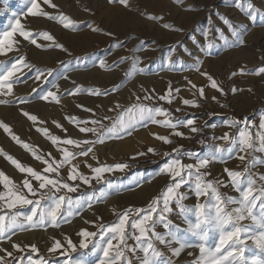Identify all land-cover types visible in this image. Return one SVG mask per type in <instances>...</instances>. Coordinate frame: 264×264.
Masks as SVG:
<instances>
[{
  "label": "snow or ice",
  "instance_id": "obj_1",
  "mask_svg": "<svg viewBox=\"0 0 264 264\" xmlns=\"http://www.w3.org/2000/svg\"><path fill=\"white\" fill-rule=\"evenodd\" d=\"M176 2L182 3L183 0H176ZM42 3L51 9H58V5L53 0H42ZM108 3H118L125 8L130 7L129 0H108ZM29 4L28 16L45 17L49 21L59 22L64 29L78 30L81 22L73 20L63 12L53 15L44 10L41 0H29ZM235 7L247 11L249 19L256 22L258 10L255 9L251 0H244L243 3L241 0H237ZM188 10L191 8L189 7ZM85 11H90V9H85ZM147 19L162 22V26L166 30L184 31L181 27L164 22L163 16L147 15ZM220 19L238 43L243 45L245 41L230 19L223 16ZM83 23H86L93 32L102 31L93 27L90 22ZM213 30L218 34L219 40L223 41L225 48L231 45V41L224 30L214 26L211 21L209 27L202 33L206 41H208ZM104 35L112 37L114 33L104 32ZM41 40L50 43L40 42ZM23 42H28L37 49H59L71 55L69 48L64 43L59 42L51 32H34L27 29L20 19H16L11 29L3 32L0 36V56L8 57L11 60L10 66L0 60V96H14V85L18 82H26L21 80V76L25 75L24 69L29 71L35 69L36 71L33 78V84L36 87L32 88V92L37 91L39 82L46 83L47 78L51 77L55 71L52 67L41 69L32 63L27 54L20 51ZM193 42L197 43L195 38H193ZM114 46L120 47L121 45L116 44ZM215 46L214 42H207L200 50L206 55H210V50ZM184 51L187 55H192L187 48H184ZM10 53L15 55L9 56ZM174 55H176V49L175 46H172L165 57V67L169 70H189L198 73L205 78L207 88L215 90L219 96L211 95L209 97L205 86H198L191 79H187L185 88L191 92L193 98L180 96L182 89L172 84H169L165 94L159 95L155 94V89H145L141 85L143 95L133 93L132 102L128 105H124L118 99L113 101V107L110 111L120 110L115 117L107 114L102 117L96 116L92 108L79 104L77 107L93 113L94 118L80 119L71 116L67 119L78 127L79 132L84 134V138H62L50 134L47 127L36 128L38 132L51 141L52 145L57 147L59 156H53L51 152L47 154L38 153L32 145L23 141L8 123L0 120V129L43 165L38 170L22 163L19 159L5 152L3 148H0V155L4 156L15 169L23 174L22 182L17 184L3 170H0V185L4 189L0 191V241L4 238L12 241V236L17 230L46 229L49 226L58 228L62 220L70 223L71 218L78 215L80 210L85 207L91 209L94 202L106 201L110 193L105 190H99L97 193L93 187V182L99 184L103 181L106 173L123 172L130 167L126 162L114 164L99 162L98 146L105 144L107 139H123L124 136H132L138 130V126L157 125L169 129L170 132L168 134L153 132V138L164 145H173L175 143L174 137L191 139L190 136H186L183 131L179 130L181 127L187 128L194 134L201 131L196 119L175 120L172 111L158 102H165L170 106L179 97L183 106L199 108L203 101L211 99L220 104L221 107H227L226 104L220 103V97L227 96L228 92L212 74L203 70V60L196 57L194 62L189 65L179 56L174 60ZM126 62H128V57H121L118 62H114L113 66ZM141 63V58L133 53L132 70L134 72L141 74L146 72V68L138 67ZM98 66L102 69L111 70L104 59L99 60ZM130 74L131 72L126 73L125 79ZM240 74L248 73L242 67ZM252 74H264V66H260ZM232 75L235 76L236 73ZM63 79L67 80L69 77L64 76ZM72 83L73 88L65 90L70 96L82 93L91 96L110 95L107 90L84 88L82 85H77L75 81ZM53 87L56 91L48 90L40 95L39 99L45 102H49L51 99V101L59 104L61 101L57 92L60 86L57 83ZM119 90V86L113 89L117 93ZM230 91L235 94L242 89L232 87ZM248 91L251 92V89ZM15 99L21 105L31 103L27 97L16 96ZM9 102L0 99V104ZM181 110L182 108L175 109L176 112ZM21 112L23 116L33 122V125L44 123L38 120L37 115L27 110L21 109ZM158 117H163V119H158ZM105 121L109 123H105ZM53 123L57 128L67 132V129L60 122L53 121ZM227 126L236 127L237 133L224 132L218 138L224 141V144L213 145L205 155L185 151L183 145L172 147L170 152L158 150L153 146L147 147L145 151L137 152L131 157L132 159L148 154L169 157L168 161L159 169L160 175L166 176L168 179L158 194L150 199L146 207L129 206L120 212L113 208L112 211L117 217L113 223H103L102 217L98 218L101 221L99 223L87 221L86 223L94 224L97 230L80 229L77 233L80 237L78 244L68 238L67 246H65L60 239H54V242L47 249V253H58L67 257L64 264H84L82 260H72L70 252L77 251L78 247L88 249L91 244L94 251L102 253L99 264H173V257H179L187 248H195L198 249L199 255L195 256L191 264H264V259L252 256L249 260L245 256L248 240H251L261 252H264V174H256L252 171L257 164L252 153L255 151L264 152V115L261 116L258 125L255 121H250L247 118H231L227 121ZM88 134H91L92 138H89ZM199 143L204 144V141L201 140ZM183 155L193 158L195 162L185 163L181 158ZM233 157L238 158L241 164H244L242 171L225 168L224 173L228 178L227 184L219 179H209L211 174L207 169L210 164L217 160L226 162ZM78 158L83 159L75 162ZM89 159L95 161L96 164L88 163ZM260 163L264 164V161H260ZM81 165H85L90 170V174H86ZM62 169L66 170L64 175L61 174ZM107 183L108 188L115 187L110 181ZM229 184L234 191L239 193L238 198L227 196L221 192V187H228ZM82 185H88L92 189L91 192L83 193L74 199L70 194L77 193ZM185 185L196 197L197 202L193 206L184 203L188 199L187 193L181 191ZM201 198H204L203 202H201ZM28 206L31 207L27 213L17 210ZM174 212L183 218L187 224L186 229H180L170 219V215ZM191 217L195 218L194 222ZM245 221L248 223H244ZM158 226H162L165 231H157ZM181 232L184 235H181ZM212 234L217 237L214 245L209 244ZM188 235L196 238L197 242L190 243L186 238ZM129 240H133L135 243L130 245ZM174 245L178 246L174 247ZM160 246L167 249L171 255L166 256ZM10 247L12 250L0 247V264H25V262L26 264H48V260L40 254L36 244L22 246L21 243L12 241ZM26 248L29 250V254L26 256L19 255V253H24ZM137 252L142 253V255L137 256ZM188 255L194 256V253L190 251Z\"/></svg>",
  "mask_w": 264,
  "mask_h": 264
},
{
  "label": "rangeland",
  "instance_id": "obj_2",
  "mask_svg": "<svg viewBox=\"0 0 264 264\" xmlns=\"http://www.w3.org/2000/svg\"><path fill=\"white\" fill-rule=\"evenodd\" d=\"M56 1L53 0L54 3ZM236 2L237 0H183L182 3H177L176 0H129L130 7L125 8L118 3L110 4L108 0H60L56 3L58 9L54 10L43 5L41 0L42 7L45 6V8L50 9L53 15L63 12L73 20L81 23H79L77 31L64 29L57 21H49L52 22L49 23L52 25L38 28V30L25 26L34 32H51L59 42L64 43L69 48L71 55L59 49H37L28 42H23L21 52L26 53L32 63L41 69L52 67L55 71L51 77L47 78L46 83L39 82L37 91L32 92V88L36 87L33 84L36 71L35 69L31 71L24 69L25 75L21 76V80L26 82H18L14 85V96H0V99L10 101L6 104H0V120L8 123L13 131L23 141L32 145L38 153L47 154L51 152L53 156L60 155L57 147L52 145L46 136L38 132L37 127H47L50 134L62 138H84V134L79 132L78 127L67 119L71 116L80 119L94 118L93 113L77 107L79 104L92 108L96 116L102 117L107 114L115 117L120 110L110 111L113 107V101L118 99L124 105H128L132 102L133 93L143 95L141 85L145 89H155V94L159 95L165 94L169 84H172L182 89L180 96L193 98L191 92L185 88L187 79H191L198 86H205L209 97L211 95L219 96L215 90L207 88L205 78L198 73L189 70H169L164 66L165 57L172 46H175L176 49V55L173 56L174 60L179 56L189 65L194 62L196 57L203 60V70L212 74L228 92L227 96L220 97V103L226 104L227 107H221L220 104L211 99L203 101L202 106L199 108L183 106L179 97L170 106L165 102H158L172 111L175 120L196 119L201 131L194 134L187 128L181 127L179 130L183 131L186 136H190L191 139L174 137L175 143L173 145H164L153 138V132L160 134L170 132L169 129L157 125L138 126V130L132 136H124L123 139H107L105 144L98 146L99 162L104 164L126 162L130 165L123 172L106 173L103 181L99 184L93 182V187L97 190V193L99 190L108 191L110 193L109 198L106 201L94 202L91 209L85 207L80 210L78 215L71 218L70 223L62 220L58 228L49 226L46 229L17 230L15 235L12 236V241L21 243L22 246L36 244L40 254L48 260V264H64L67 257L58 253H47V249L54 242V239H60L65 246H67L68 238L78 244L80 237L77 233L80 229L97 230L94 224L86 223L87 221H97L99 223L101 221L98 218L102 217L103 223H113L117 219L112 211L113 208L120 212L129 206L146 207L150 199L158 194L165 185L168 178L160 175L159 169L168 161L169 157L148 154L132 159L131 157L136 155L137 152L145 151L149 146L170 152L172 147L183 145L185 151L205 155L213 145L224 144V141L218 139L224 132L237 133L238 129L236 127L230 128L227 126L229 119L247 118L250 121H255L257 125L259 124L261 116L264 115V74L255 75L252 73H255L260 66H264V59H262L264 57V15H261L264 14V0H251L255 9L258 10L256 22L249 19L247 11L235 7ZM241 2L243 3L244 0H241ZM29 6V0H0V36L3 32L11 29L16 19L21 20L27 13ZM189 7L191 10H188ZM85 9H90V11H85ZM54 11L56 12L54 13ZM147 15L163 16L164 22L181 27L184 31L166 30L163 28L162 22L151 21L147 19ZM222 16L230 19L232 24L240 31L241 38L245 41L243 45L238 43L228 28L221 22L220 17ZM35 18L44 19L45 17ZM210 21L214 26L224 30L231 41L229 47L225 48L223 46V41L219 40L215 30L209 35L208 41L205 40L202 33L209 27ZM83 22H90L93 27L102 31L93 32ZM104 32H112L114 36H106ZM193 38L197 43L193 42ZM40 42L50 43L42 40ZM207 42H214L216 45L210 50V55H206L200 50ZM116 44L121 46H114ZM184 48H187L192 55H187ZM32 52L38 53L40 58L34 59L31 56ZM133 53L141 58L142 63L138 67L146 68L145 73L141 74L132 70ZM14 55V53L9 54V56ZM121 57H128V62L120 63L114 67V62H118ZM101 59L106 60L111 70L102 69L98 66ZM3 61L10 66L11 60L8 57H4ZM60 61H63V63H60ZM242 67L248 74H240ZM130 72L131 74L125 79V74ZM233 73H236V75L233 76ZM64 76H68L69 79H63ZM72 81L84 88L107 90L110 95L91 96L82 93L70 96L65 90L73 88ZM57 83L60 86L57 95L60 97L61 102L57 104L51 99L49 102L41 101L39 96L48 90L56 91L53 85ZM117 86L120 87L118 93L113 91ZM232 87H237L242 91L233 94L230 91ZM248 89H251V92ZM16 96L27 97L31 103L21 105L15 99ZM176 108H182V110L176 112ZM21 109L37 115L38 120L44 123L33 125L32 121L22 115ZM158 119H163V117H158ZM53 121L63 124L67 132L57 128ZM105 123L109 122L105 121ZM88 136L92 138L91 134H88ZM201 140L204 141V144L199 143ZM69 147L71 148V146ZM0 148H3L5 152L26 165L38 170L43 167L40 161L35 160L30 152L16 144L2 129H0ZM252 156L257 160L256 166L252 169L253 173L264 174V164L260 163V161H264V152L255 151ZM181 158L185 163L195 162L193 158L186 155ZM80 159L83 158H78L75 162ZM88 163L96 164L95 161L90 159ZM81 168L86 174H90V170L85 165H81ZM225 168L242 171L244 164H241L236 157L228 159L226 162L217 160L210 164L207 169L211 174L209 179H219L227 184L228 178L224 173ZM0 170H3L17 184L22 182L23 174L15 169L2 155H0ZM136 171H141L143 175L136 177ZM65 172V169L61 170L62 175ZM109 181L115 187L108 188L107 182ZM3 190L2 185H0V191ZM91 190L88 185H82L77 193L70 195L75 199L83 193H90ZM220 190L227 196L239 197V193L234 191L230 184L228 187H221ZM181 191L188 195V199L184 201L186 205L193 206L197 202L196 197L187 185ZM203 200L204 198H201V202ZM30 207L17 210L27 213L30 211ZM173 208L175 209L174 204ZM170 219L180 229L187 228L183 218L176 212L170 215ZM191 219L194 222L195 218L191 217ZM244 223H248V221ZM156 230L159 232L165 231L162 226H158ZM31 231L37 232L43 239L28 240L27 236ZM129 231H131V228H129ZM181 235H184V233L181 232ZM186 238L190 243L197 242L196 238L190 235ZM216 240V235L212 234L209 244L214 245ZM12 241L4 238L0 241V247L12 250L10 247ZM128 243L133 245L135 241L129 240ZM247 245L245 256L249 260L252 256L264 259V252H261L251 240L247 241ZM160 247L166 256L171 255L163 246ZM191 249L194 256L188 255ZM27 254H29L27 248L24 253H19V255L25 256ZM141 255L142 253L137 252V256ZM198 255V249L187 248L179 257H173V264H191L195 256ZM70 256L72 260H82L84 264H99L102 253L94 251L90 244L88 249L78 247L77 251L70 252ZM34 258H36L35 255Z\"/></svg>",
  "mask_w": 264,
  "mask_h": 264
},
{
  "label": "bare ground",
  "instance_id": "obj_3",
  "mask_svg": "<svg viewBox=\"0 0 264 264\" xmlns=\"http://www.w3.org/2000/svg\"><path fill=\"white\" fill-rule=\"evenodd\" d=\"M58 2L60 0H57ZM56 1V3H57ZM62 5V4H61ZM60 7V6H59ZM44 9L48 10V12L52 13V11L48 8H45V6H43ZM62 9V8H61ZM55 10V9H54ZM60 10V8H59ZM57 11V10H56ZM54 11V13L56 12ZM47 19V18H46ZM45 18L42 19V18H35V17H31V16H28L27 13L21 18V22L22 24H24L26 27L28 28H32L33 30L37 29L38 28H43V27H46L47 25H52V24H49V23H52V22H49V20H46ZM54 23V22H53ZM27 47V46H26ZM20 51L21 50V47H20ZM34 59H39L40 56L38 53L36 52H32V55H31ZM0 60H4V57L3 56H0ZM143 175V173L141 171H136V177H141ZM94 211V210H93ZM91 226V225H90ZM27 239L30 240V241H33V240H42V236H40L37 232H33L31 231L30 233H28V236H27ZM23 240V239H21ZM192 251L189 250V252ZM187 252V251H186ZM187 262V261H186Z\"/></svg>",
  "mask_w": 264,
  "mask_h": 264
}]
</instances>
